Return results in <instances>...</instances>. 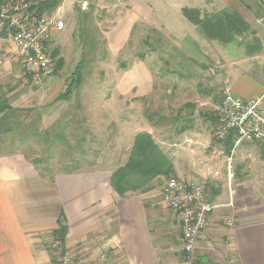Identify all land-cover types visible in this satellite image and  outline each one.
<instances>
[{
	"label": "crops",
	"instance_id": "0c3cea01",
	"mask_svg": "<svg viewBox=\"0 0 264 264\" xmlns=\"http://www.w3.org/2000/svg\"><path fill=\"white\" fill-rule=\"evenodd\" d=\"M32 1L33 10L41 12L40 1L47 0ZM52 1L56 4L50 11L60 9L65 27L53 30L49 46L59 51L65 65L57 70L54 59L56 71L42 85L33 82L14 44L0 34V81H12V106L24 107L14 98L27 83L43 88V95L66 88L71 75L64 48L78 47L79 16L89 6L118 14L110 33L118 51L138 23L160 31V59L171 69L156 77V51L149 53V111L161 105L167 123L151 121L149 115V133L172 159L175 176L203 183L214 204L198 245L199 264H264V148L235 141L229 146L228 138L221 142L214 132L228 87L244 100L261 98L264 110V41L257 22L264 0L254 8L241 0H165L160 29L138 16L124 25L123 16L133 10L122 0L111 7L101 0ZM185 7L198 8L202 15L224 10L241 22L230 26L229 41L211 40L185 18ZM165 127L166 134L156 137ZM116 169H76L50 179L20 154H0V264H60L51 244L61 219L68 226L64 245L81 246L79 253L90 255L89 260L99 261L104 252L107 264H182L180 223L155 200L164 177L149 192L123 197L111 185ZM230 219L234 227L227 224Z\"/></svg>",
	"mask_w": 264,
	"mask_h": 264
},
{
	"label": "rangeland",
	"instance_id": "374dc122",
	"mask_svg": "<svg viewBox=\"0 0 264 264\" xmlns=\"http://www.w3.org/2000/svg\"><path fill=\"white\" fill-rule=\"evenodd\" d=\"M101 1L109 7L118 4L116 0ZM163 1L165 0H122L133 10V14L123 16V24L132 22L138 16L160 29L165 13ZM241 1L253 8L254 4H260V0ZM223 13L225 11L220 10L215 14ZM83 15L82 29L80 24L77 29L78 47L67 45L64 48L70 62V75L84 57L81 85L69 100H57L65 91V86L56 93L43 95V88L27 83L24 90L15 94L14 100L19 98L16 103L25 104L21 109H35L20 114L23 122L21 131L29 139L23 141L21 147L6 143L0 152L10 153V157L20 154L38 173L50 179L58 173L76 169L100 166L116 169L127 161L135 136L139 132H149V115L151 121L164 125L167 123L161 105L158 110L149 111V53L153 48L156 49V55L152 57L156 77L162 76L170 68L164 66L160 59L161 32L143 22L138 23L131 31L127 45L118 51L112 46L110 39L118 14L112 9L109 12L91 5L84 10ZM259 15L264 16V13ZM123 24L119 23L117 28H122ZM118 33L121 30L113 36ZM157 80L160 81V78ZM7 83L8 80L0 81V100L12 105V81ZM39 113L42 114L41 118L38 117ZM166 128L162 133L156 132V137L166 134ZM37 130L40 136L35 137L34 132ZM46 131L57 135L50 150H47L49 143L44 138ZM30 160H37L38 168ZM170 177H164L158 182L156 202L162 201L160 190ZM69 250L80 254L82 247H70ZM88 256L90 255L84 254V257Z\"/></svg>",
	"mask_w": 264,
	"mask_h": 264
},
{
	"label": "built area",
	"instance_id": "2783aa9c",
	"mask_svg": "<svg viewBox=\"0 0 264 264\" xmlns=\"http://www.w3.org/2000/svg\"><path fill=\"white\" fill-rule=\"evenodd\" d=\"M257 22L264 41V16H259ZM64 27L60 9L37 12L33 10L32 0H3L0 5V34H5L14 44L23 69L37 85H42L43 79L56 71L49 44L53 30ZM214 132L221 142L232 135L236 144L251 142L264 148L261 98L244 100L228 87L223 93ZM161 199L166 209L176 215L181 226L182 264H199V241L208 227L209 214L214 208L206 186L201 182L170 177L162 186ZM227 224L234 227L236 222L230 219ZM64 244L56 236L51 244V248L58 253L60 264H107L104 252L98 255L99 261L89 260Z\"/></svg>",
	"mask_w": 264,
	"mask_h": 264
},
{
	"label": "trees",
	"instance_id": "16d2710c",
	"mask_svg": "<svg viewBox=\"0 0 264 264\" xmlns=\"http://www.w3.org/2000/svg\"><path fill=\"white\" fill-rule=\"evenodd\" d=\"M2 2L3 0H0V5ZM55 4L56 1L52 0L40 1V9H42V11H47L52 9ZM84 15L82 12L79 16L81 29V23ZM183 15L189 22L199 27L209 39L219 40L221 42L229 41L231 34L230 26L236 27L241 22L240 18H238L236 14L230 15L225 12L221 15H202L200 9L190 7L183 8ZM150 44L151 43H149V45ZM155 51L156 49L153 48L152 52ZM141 55L143 57V54ZM52 57L57 61V70L64 67L65 60L59 56V51H52ZM83 63L84 57H82L70 78L67 80L66 89L58 96L57 100H69L75 89L81 85ZM34 110V108H27L25 110L15 108L7 101L0 100V152L4 149L3 146H5L6 143L11 144L12 146L19 145V147H21L22 142L29 139L25 136L26 133L21 131L23 122L20 114L23 111L32 112ZM38 117L41 118L40 113ZM34 134L35 137L36 135L40 136L38 130L36 133L34 132ZM44 135L45 141L49 143L47 150H50L51 144L53 143L52 141H54L57 135H53L50 131H46ZM234 141L235 139L231 135L228 137L227 144L232 146ZM17 149L20 150L21 148ZM30 161L38 168L37 160ZM170 176H175L174 163L172 159L155 141L153 135L144 131L139 132L135 136L134 144L130 150L127 161L112 173L111 185L120 196L124 197L131 193L149 192L152 188V183L157 178H167ZM67 233L68 226L64 223V220L61 219L59 221V227L55 231V236L59 237L63 243H65Z\"/></svg>",
	"mask_w": 264,
	"mask_h": 264
}]
</instances>
